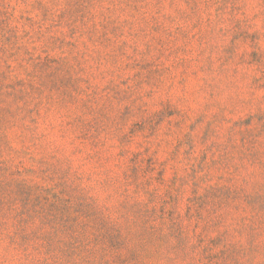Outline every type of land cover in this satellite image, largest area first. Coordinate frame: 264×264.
<instances>
[{"label": "rangeland", "instance_id": "374dc122", "mask_svg": "<svg viewBox=\"0 0 264 264\" xmlns=\"http://www.w3.org/2000/svg\"><path fill=\"white\" fill-rule=\"evenodd\" d=\"M0 264H264V0H0Z\"/></svg>", "mask_w": 264, "mask_h": 264}]
</instances>
